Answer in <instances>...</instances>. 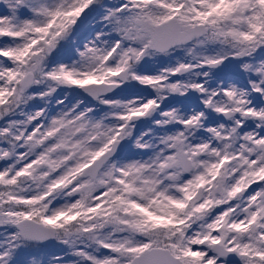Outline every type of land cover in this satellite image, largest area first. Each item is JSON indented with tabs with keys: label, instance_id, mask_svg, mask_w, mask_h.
Returning a JSON list of instances; mask_svg holds the SVG:
<instances>
[{
	"label": "snow or ice",
	"instance_id": "6c2138e0",
	"mask_svg": "<svg viewBox=\"0 0 264 264\" xmlns=\"http://www.w3.org/2000/svg\"><path fill=\"white\" fill-rule=\"evenodd\" d=\"M0 6V264H264V0Z\"/></svg>",
	"mask_w": 264,
	"mask_h": 264
},
{
	"label": "rangeland",
	"instance_id": "374dc122",
	"mask_svg": "<svg viewBox=\"0 0 264 264\" xmlns=\"http://www.w3.org/2000/svg\"><path fill=\"white\" fill-rule=\"evenodd\" d=\"M105 4H114L117 3L118 0H103ZM3 8L0 6V11H2ZM95 15V13L91 14ZM92 25L88 24L87 28L88 30H91ZM79 31H84L83 28H81ZM79 35V32H78ZM7 39V38H3ZM178 59V57H173L172 61H168L166 58L163 60H157V61H150L147 64L144 65L143 71L146 72L147 74H156L158 71L162 70L164 67L170 66V64L175 63V60ZM133 92H139L143 96H147L150 94L151 90L144 88L143 86L136 85L135 89L125 91L124 93L121 94V96L116 97L115 99H121V98H131V95ZM57 98H65L66 97V105H70L72 103H75L77 99H83L80 96L76 95L75 92L73 91V88H62L59 89L56 94H54ZM34 107L35 106H43V102L40 101L39 99L35 100L33 102ZM88 106L91 107H97L95 102H88ZM51 109L50 111L52 114H55V112L59 111V107L56 105L55 100H53L51 104ZM99 108H103V105L98 106ZM101 115L103 114L102 112L100 113ZM143 127L140 126V128L137 129L139 132L140 129ZM0 147H4V145L0 144ZM133 151H136L133 149ZM5 166L3 161H0V169H2ZM255 187V186H252ZM64 246L57 244L56 242L46 248L42 247H34L32 249H29L27 252L24 253L23 255V260L24 264H33V260L39 264L40 261H43V264H48V262L51 260L53 255H58V256H63L64 255Z\"/></svg>",
	"mask_w": 264,
	"mask_h": 264
},
{
	"label": "water",
	"instance_id": "95a60500",
	"mask_svg": "<svg viewBox=\"0 0 264 264\" xmlns=\"http://www.w3.org/2000/svg\"><path fill=\"white\" fill-rule=\"evenodd\" d=\"M75 91H76V93H78V94H80V95H83V96L85 97V95L83 94V92H82L81 89L76 88ZM118 93H119V92H118ZM87 99H88V100H91L90 97H88ZM52 243H53V242H52ZM52 243H48V244H45V245H49V244H52ZM45 245H43V246H45Z\"/></svg>",
	"mask_w": 264,
	"mask_h": 264
},
{
	"label": "trees",
	"instance_id": "16d2710c",
	"mask_svg": "<svg viewBox=\"0 0 264 264\" xmlns=\"http://www.w3.org/2000/svg\"><path fill=\"white\" fill-rule=\"evenodd\" d=\"M0 232H3V229L2 228H0Z\"/></svg>",
	"mask_w": 264,
	"mask_h": 264
}]
</instances>
